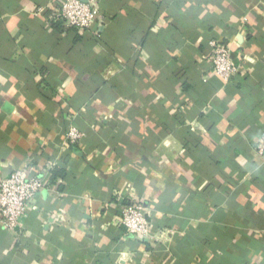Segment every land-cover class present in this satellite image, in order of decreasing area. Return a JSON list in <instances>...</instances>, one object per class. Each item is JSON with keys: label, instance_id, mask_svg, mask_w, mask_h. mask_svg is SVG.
<instances>
[{"label": "crops", "instance_id": "0c3cea01", "mask_svg": "<svg viewBox=\"0 0 264 264\" xmlns=\"http://www.w3.org/2000/svg\"><path fill=\"white\" fill-rule=\"evenodd\" d=\"M63 1L0 0V176L50 172L0 264H264V0H98L84 30L49 20Z\"/></svg>", "mask_w": 264, "mask_h": 264}, {"label": "built area", "instance_id": "2783aa9c", "mask_svg": "<svg viewBox=\"0 0 264 264\" xmlns=\"http://www.w3.org/2000/svg\"><path fill=\"white\" fill-rule=\"evenodd\" d=\"M51 21H59L69 27L84 30L92 27L102 19L98 8V0H65L50 7L48 16ZM203 59L209 64L213 75L224 82L238 75L243 66L232 56L230 47L217 39L208 42V49ZM82 133L74 127L66 132L68 144L80 141ZM256 152L264 156V142L256 144ZM48 169H37L31 162L15 168L7 177L0 176V225L2 228L14 232L21 224L22 218L30 208L32 202L49 183ZM119 222L126 232L138 239L147 240L153 236L143 203L133 200L123 204L118 213Z\"/></svg>", "mask_w": 264, "mask_h": 264}, {"label": "trees", "instance_id": "16d2710c", "mask_svg": "<svg viewBox=\"0 0 264 264\" xmlns=\"http://www.w3.org/2000/svg\"><path fill=\"white\" fill-rule=\"evenodd\" d=\"M55 23H59V21L58 22H55ZM58 174H61V170L60 171H56V170L54 171V175H58ZM54 175L52 174V176H54Z\"/></svg>", "mask_w": 264, "mask_h": 264}, {"label": "water", "instance_id": "95a60500", "mask_svg": "<svg viewBox=\"0 0 264 264\" xmlns=\"http://www.w3.org/2000/svg\"><path fill=\"white\" fill-rule=\"evenodd\" d=\"M84 1H86V0H84Z\"/></svg>", "mask_w": 264, "mask_h": 264}]
</instances>
